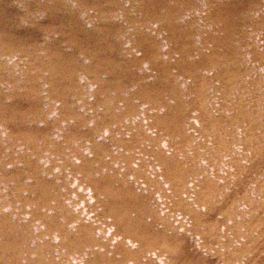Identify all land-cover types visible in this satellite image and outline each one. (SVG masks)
<instances>
[{
	"label": "rangeland",
	"instance_id": "rangeland-1",
	"mask_svg": "<svg viewBox=\"0 0 264 264\" xmlns=\"http://www.w3.org/2000/svg\"><path fill=\"white\" fill-rule=\"evenodd\" d=\"M215 1L0 0V167L2 166L0 168V256L2 255L0 257V264H194L192 262L194 258L198 260L197 264H264V0ZM115 12L117 13L115 14ZM158 16L160 17L159 19ZM52 24L54 26L56 24V26L54 27ZM208 26L210 27L208 28ZM202 43L204 44L203 46L200 45ZM120 51L121 53H119ZM179 54L181 55L179 56ZM183 54L188 57L185 58L186 56L184 57ZM145 55L147 59H145ZM165 63H168L170 66L168 64L164 66ZM244 63L246 65H243ZM259 63L260 65H258ZM216 71L220 72L218 73ZM246 71L247 73H245ZM170 72L173 73L171 74ZM186 76L187 78H185ZM161 80L165 82L161 83ZM174 81L178 82L175 83ZM197 89L199 92L195 91ZM165 90L166 93L168 92L166 95ZM186 92L190 93L187 94ZM209 94H212L209 97L211 100L207 98V96H210ZM252 94L255 98H253ZM62 97L65 98L63 99ZM201 102L204 103L202 104ZM236 104L238 106L240 105V107ZM249 105H258L257 107L261 109L260 114L262 115L259 114V116H256L258 113H256V110H259V108L256 107L257 109L253 111ZM168 112L176 115L177 119L183 117L179 121V126L176 121V124L171 125L167 119H164L169 115ZM246 114L249 116L245 117ZM257 117L260 122L256 119ZM238 119L240 120L238 121ZM162 122L164 125L166 124L163 127ZM254 122L257 126H255ZM180 129L182 131L184 130L183 134ZM138 130L139 133L137 132ZM155 131L158 132L156 133ZM174 134L177 135L174 136ZM177 139L178 141H176ZM224 139L229 143H225L226 140ZM192 146L195 148H192ZM182 150L184 154H181L183 153ZM221 160L222 162H219ZM190 161L191 164L189 163ZM184 163L186 164L184 165ZM227 180H229V183L226 182ZM233 185L234 187H231ZM116 189L123 190L126 195L130 196V200L134 197L132 200L135 201L134 206L136 207L130 208L129 214L132 219L139 220L135 221V223L140 224L139 226L142 228L144 225H147L148 228L153 229L155 234H159L158 236L163 238L164 243L160 245L145 244L146 242L126 230V225H122L117 217L115 219V216H109L110 214L106 212V206L108 207L110 199L114 200V203L119 201L115 199ZM215 189L216 191L214 192L213 190ZM74 191L76 192L72 193ZM118 194L120 195V193ZM254 194L256 195L253 196ZM228 203L230 206L226 205ZM2 228H5L4 231ZM62 236L64 237L62 238ZM59 240L60 242H58ZM96 240L99 241L97 242ZM16 241H18L17 244ZM14 242L15 244H13ZM76 245L77 247H75ZM74 247L77 252L74 250ZM80 247L82 248L78 249ZM116 258L118 261H116ZM188 259L191 260L190 263H187Z\"/></svg>",
	"mask_w": 264,
	"mask_h": 264
},
{
	"label": "bare ground",
	"instance_id": "bare-ground-1",
	"mask_svg": "<svg viewBox=\"0 0 264 264\" xmlns=\"http://www.w3.org/2000/svg\"><path fill=\"white\" fill-rule=\"evenodd\" d=\"M26 1V0H25ZM126 1V0H125ZM130 1V0H129ZM164 1V0H163ZM29 2V1H28ZM118 2V1H117ZM116 2V3H117ZM132 2V1H131ZM152 2V1H151ZM159 2V1H158ZM157 2V3H158ZM205 2V1H204ZM214 2H216L215 0H214ZM226 2V1H225ZM115 3V2H114ZM141 3H143V2H141ZM229 3V2H228ZM235 3V2H234ZM202 4V3H201ZM255 4V3H254ZM259 4V3H258ZM32 5V4H31ZM123 5V4H122ZM133 5H134V3H133ZM138 5V4H137ZM154 5V4H153ZM161 5V4H160ZM213 5V4H212ZM248 5V4H247ZM261 5V4H260ZM34 6V5H33ZM77 6V5H76ZM104 6V5H103ZM118 6V5H117ZM116 6V7H117ZM121 6V5H120ZM126 6V5H125ZM131 6H132V3H131ZM205 6V5H204ZM216 6V5H215ZM78 7H80V6H78ZM136 7V6H135ZM140 7V6H139ZM213 7V6H212ZM21 8H22V6H21ZM82 8V7H81ZM84 8V7H83ZM112 8V7H111ZM149 8V7H148ZM154 8V7H153ZM191 8H192V6H191ZM235 8V7H234ZM248 8V7H247ZM27 9V8H26ZM131 10V9H130ZM197 10V9H196ZM211 10V9H210ZM213 10V9H212ZM260 10V9H259ZM115 11V10H114ZM141 11V10H140ZM209 11V10H208ZM250 11H252V10H250ZM47 12V11H46ZM119 12V11H118ZM165 12V11H164ZM197 12V11H196ZM201 12V11H200ZM207 12V11H206ZM214 12H215V10H214ZM248 13H249V11H247ZM27 13V12H26ZM31 13V12H30ZM112 13V12H111ZM117 12H115V14H116ZM120 13V12H119ZM193 13V12H192ZM217 13V12H216ZM49 14H50V12H49ZM150 14V13H149ZM169 14V13H168ZM221 14V13H220ZM226 14V13H225ZM233 14V13H232ZM252 14V13H251ZM129 15V14H128ZM131 15V14H130ZM153 15V14H152ZM196 15H197V13H196ZM248 15V14H247ZM259 15V14H258ZM263 15V14H262ZM22 16V15H21ZM44 16H45V13H44ZM117 16V15H116ZM133 16H134V14H133ZM136 16H137V14H136ZM141 16H143V15H141ZM205 16H206V14H205ZM209 16V15H208ZM217 16V15H216ZM27 17V16H26ZM40 17V16H39ZM109 17V16H108ZM115 17V16H114ZM252 17V16H251ZM117 18H119V17H117ZM160 17L158 16V19H159ZM169 18V17H168ZM172 18V17H171ZM211 18V17H210ZM223 18V17H222ZM232 18V17H231ZM24 19V18H23ZM38 19V18H37ZM116 19V18H115ZM201 19V18H200ZM212 19H213V17H212ZM218 19V18H217ZM216 19V20H217ZM224 19V18H223ZM246 19V18H245ZM258 19V18H257ZM31 20V19H30ZM122 20V19H121ZM170 20V19H169ZM208 20V19H207ZM214 20V19H213ZM212 20V21H213ZM227 20V19H226ZM229 20V19H228ZM232 20V19H231ZM247 20V19H246ZM253 20H255V19H253ZM260 20V19H259ZM39 21V20H38ZM42 21V20H41ZM55 21V20H54ZM123 21V20H122ZM122 21H120V22H122ZM136 21V20H135ZM145 21V20H144ZM143 21V22H144ZM155 21V20H154ZM195 21V20H194ZM203 21V20H202ZM201 21V22H202ZM230 21V20H229ZM36 22V21H35ZM168 22V21H167ZM176 22H177V20H176ZM175 22V23H176ZM200 22V21H199ZM204 22V21H203ZM209 22V21H208ZM232 22V21H231ZM257 22H258V20H257ZM127 23V22H126ZM133 23V22H132ZM138 23V22H137ZM147 23V22H146ZM210 23V22H209ZM256 23V22H255ZM179 24V23H178ZM196 24H197V22H196ZM202 24V23H201ZM204 24V23H203ZM212 24V23H211ZM252 24V23H251ZM43 25V24H42ZM53 25V24H52ZM129 25V24H128ZM133 25V24H132ZM143 25V24H142ZM159 25V24H158ZM175 25V24H174ZM193 25H194V23H193ZM258 25V24H257ZM38 26V25H37ZM54 26V25H53ZM55 26H56V24H55ZM54 26V27H55ZM148 26V25H147ZM164 26V25H163ZM196 26V25H195ZM200 26V25H199ZM249 26H251V25H249ZM121 27V26H120ZM130 27H131V25H130ZM152 27V26H151ZM160 27V26H159ZM175 27V26H174ZM194 27V26H193ZM210 26H208V28H209ZM221 27V26H220ZM262 27V26H261ZM139 28V27H138ZM145 28V27H144ZM147 28V27H146ZM200 28H201V26H200ZM239 28V27H238ZM249 28V27H248ZM253 28V27H252ZM255 28V27H254ZM119 29V28H118ZM152 29V28H151ZM206 29V28H205ZM210 29H212V28H210ZM219 29V28H218ZM220 29H222V28H220ZM257 29V28H256ZM117 30V29H116ZM195 30H196V28H195ZM209 30V29H208ZM236 30H238V29H236ZM242 30V29H241ZM244 30V29H243ZM250 30V29H249ZM259 30V29H258ZM43 31V30H42ZM50 31V30H49ZM86 31V30H85ZM84 31V32H85ZM88 31V30H87ZM121 31V30H120ZM152 31V30H151ZM161 31V30H160ZM189 31V30H188ZM220 31V30H219ZM235 31V30H234ZM109 32V31H108ZM136 32V31H135ZM161 32H163V31H161ZM208 32V31H207ZM211 32V31H210ZM221 32V31H220ZM223 32H224V30H223ZM244 32V31H243ZM254 32V31H253ZM43 33V32H42ZM54 33H55V31H54ZM188 33V32H187ZM195 33V32H194ZM197 33V32H196ZM215 33H216V31H215ZM117 34V33H116ZM115 34V35H116ZM131 34V33H130ZM162 34H164V33H162ZM174 34V33H173ZM173 34H171V35H173ZM192 34V33H191ZM198 34V33H197ZM244 34V33H243ZM246 34V33H245ZM63 35V34H62ZM138 35V34H137ZM152 35V34H151ZM155 35V34H154ZM157 35V34H156ZM166 35H168V34H166ZM188 35H190L189 33H188ZM209 35V34H208ZM213 35V34H212ZM218 35V34H217ZM226 35V34H225ZM229 35V34H228ZM258 35V34H257ZM123 36H125V35H123ZM140 36V35H139ZM163 36V35H162ZM161 36V37H162ZM204 36L206 37V35L204 34ZM249 36V35H248ZM61 37V36H60ZM106 37V36H105ZM112 37V36H111ZM151 38H152V36H150ZM149 37V38H150ZM189 37V36H188ZM191 37V36H190ZM194 37V36H193ZM213 37V36H212ZM242 37V36H241ZM246 37V36H245ZM59 38V37H58ZM62 38V37H61ZM83 38V37H82ZM113 38V37H112ZM148 38V37H147ZM172 38V37H171ZM210 38V37H209ZM214 38V37H213ZM232 38V37H231ZM234 38V37H233ZM261 38H262V35H261ZM50 39V38H49ZM119 39V38H118ZM153 39V38H152ZM155 39V38H154ZM189 39H191V38H189ZM208 39V38H207ZM219 39V38H218ZM229 39V38H228ZM249 39V38H248ZM252 39V38H251ZM62 40V39H61ZM110 40V39H109ZM134 40V39H133ZM147 40V39H146ZM151 40V39H150ZM149 40V41H150ZM172 40V39H171ZM170 40V41H171ZM192 40V39H191ZM195 40V39H194ZM196 40H197V37H196ZM202 40V39H201ZM215 40V39H214ZM223 40H224V38H223ZM222 40V41H223ZM246 40V39H245ZM54 41V40H53ZM71 41V40H70ZM139 41V40H138ZM174 41H175V39H174ZM199 41V40H198ZM208 41V40H207ZM231 41V40H230ZM236 41V40H235ZM238 41V40H237ZM258 41V40H257ZM48 42H49V40H48ZM79 42V41H78ZM128 42V41H127ZM188 42V41H187ZM205 42V41H204ZM215 42V41H214ZM218 42V41H217ZM216 42V43H217ZM259 42V41H258ZM58 43V42H57ZM64 43V42H63ZM110 43V42H109ZM206 43V42H205ZM213 43V42H212ZM142 44L144 45V43L142 42ZM171 44V43H170ZM186 44V43H185ZM232 44V43H231ZM238 44V43H237ZM251 44H253L252 42H251ZM250 43H249V45H251ZM14 45H15V43H14ZM64 45V44H63ZM68 45V44H67ZM89 45H90V43H89ZM121 45H123L122 43H121ZM188 45V44H187ZM186 45V46H187ZM194 45H196V44H194ZM200 45H204L203 43L202 44H200ZM212 45V44H211ZM223 45V44H222ZM146 46V45H145ZM157 46H158V44H157ZM235 46V45H234ZM245 46V45H244ZM244 46H243V48H244ZM253 46V45H252ZM264 46V45H263ZM86 47V46H85ZM142 47V46H141ZM153 47V46H152ZM156 47V46H155ZM181 47H182V45H181ZM209 47V46H208ZM224 47V46H223ZM231 47V46H230ZM240 47V46H239ZM238 47V48H239ZM31 48V47H30ZM90 48V47H89ZM159 48V47H158ZM170 48V47H169ZM176 48V47H175ZM187 48V47H186ZM192 48V47H191ZM203 48V47H202ZM227 48H229V47H227ZM226 48V49H227ZM251 48V47H250ZM258 49H259V47H257ZM262 48V47H261ZM64 49V48H63ZM86 49H87V47H86ZM134 49V48H133ZM161 49V48H160ZM174 49V48H173ZM178 49V48H177ZM188 49V48H187ZM201 49V48H200ZM220 49V48H219ZM232 49V48H231ZM242 49V48H241ZM255 49V48H254ZM263 49V48H262ZM27 50V49H26ZM141 50V49H140ZM145 50V49H144ZM172 50V49H171ZM176 50V49H175ZM179 50V49H178ZM195 50V49H194ZM202 50V49H201ZM210 50H212V49H210ZM228 50V49H227ZM230 50V49H229ZM247 50H249V49H247ZM246 50V51H247ZM56 51V50H55ZM127 51V50H126ZM158 51V50H157ZM169 51V50H168ZM184 51V50H183ZM187 51V50H186ZM192 51V50H191ZM205 51V50H204ZM209 51V50H208ZM217 51V50H216ZM224 51V50H223ZM235 51V50H234ZM245 51V50H244ZM259 51V50H258ZM17 52V51H16ZM19 52V51H18ZM72 52V51H71ZM74 52V51H73ZM84 52V51H83ZM134 52V51H133ZM137 52V51H136ZM173 52V51H172ZM180 52H181V50H180ZM248 52V51H247ZM250 52V51H249ZM263 52V51H262ZM64 53V52H63ZM67 53V52H66ZM117 53V52H116ZM119 53H121V51L119 52ZM152 53V52H151ZM154 53H155V51H154ZM165 53V52H164ZM192 53H193V51H192ZM204 53V52H203ZM207 53V52H206ZM211 53V52H210ZM217 53V52H216ZM235 53V52H234ZM239 53V52H238ZM245 53V52H244ZM252 53V52H251ZM124 54V53H123ZM134 54V53H133ZM176 54V53H175ZM185 54H186V52H185ZM189 54V53H188ZM196 54V53H195ZM209 54V53H208ZM220 54V53H219ZM52 55V54H51ZM174 55V54H173ZM178 55V54H177ZM181 54H179V56H180ZM184 55V54H183ZM190 55V54H189ZM199 55V54H198ZM212 55V54H211ZM230 55V54H229ZM246 55V54H245ZM244 55V56H245ZM249 55V54H248ZM254 55V54H253ZM28 56V55H27ZM88 56V55H87ZM152 56V55H151ZM158 56V55H157ZM178 56V57H179ZM186 55H184V57H185ZM193 56V55H192ZM223 56V55H222ZM226 56V55H225ZM22 57V56H21ZM135 57V56H134ZM145 57H146V55H145ZM148 57H149V55H148ZM166 57V56H165ZM177 57V56H176ZM183 57V58H184ZM188 56H186L185 58H187ZM204 57V56H203ZM202 57V58H203ZM218 57H220V56H218ZM224 57V56H223ZM236 57V56H235ZM254 57V56H253ZM258 57V56H257ZM261 57V56H260ZM24 58H26V57H24ZM67 58V57H66ZM65 58V59H66ZM85 58H87V57H85ZM114 58V57H113ZM138 58V57H137ZM150 58V57H149ZM161 58V57H160ZM184 58V59H185ZM205 58V57H204ZM209 58V57H208ZM225 58V57H224ZM237 58V57H236ZM240 58V57H239ZM241 58H242V56H241ZM256 58V57H255ZM145 59H147V57L145 58ZM152 59V58H151ZM164 59V58H163ZM169 59V58H168ZM210 59V58H209ZM259 59V58H258ZM26 60V59H25ZM132 60V59H131ZM139 60V59H138ZM158 60V59H157ZM186 60V59H185ZM194 60V59H193ZM204 60V59H203ZM221 60V59H220ZM232 60V59H231ZM234 60V59H233ZM253 60V59H252ZM262 60H263V57H262ZM28 61V60H27ZM129 61V60H128ZM127 61V62H128ZM134 61V60H133ZM148 61V60H147ZM151 61V60H150ZM165 61H166V58H165ZM173 61V60H172ZM182 61V60H181ZM192 61V60H191ZM219 61V60H218ZM224 61V60H223ZM245 61V60H244ZM26 62V61H25ZM75 62V61H74ZM164 62V61H163ZM176 62V61H175ZM179 62V61H178ZM188 62V61H187ZM203 62V61H202ZM239 62V61H238ZM37 63V62H36ZM92 63V62H91ZM177 63V62H176ZM182 63V62H181ZM184 63V62H183ZM190 63V62H189ZM198 63H199V61H198ZM215 63V62H214ZM227 63V62H226ZM236 63V62H235ZM255 63V62H254ZM24 64V63H23ZM31 64V63H30ZM98 64V63H97ZM103 64H105V63H103ZM136 64V63H135ZM152 64V63H151ZM163 64V63H162ZM166 64H168V63H165L164 64V66L166 65ZM179 64V63H178ZM204 64V63H203ZM213 64V63H212ZM240 64H241V61H240ZM250 64V63H249ZM261 64H262V62H261ZM14 65H15V63H14ZM160 65V64H159ZM169 65V64H168ZM186 65V64H185ZM205 65H206V63H205ZM217 65V64H216ZM215 65V66H216ZM224 65V64H223ZM228 65V64H227ZM243 65H246L245 63L243 64ZM253 65V64H252ZM255 65V64H254ZM258 65H260V63L258 64ZM27 66H28V64H27ZM36 66V65H35ZM107 66V65H106ZM109 66V65H108ZM130 66H131V64H130ZM141 66V65H140ZM158 66V65H157ZM161 66V65H160ZM170 66V65H169ZM181 66V65H180ZM184 66V65H183ZM196 66V65H195ZM208 66H209V64H208ZM232 66V65H231ZM241 66V65H240ZM239 66V67H240ZM58 67V66H57ZM159 67V66H158ZM177 67V66H176ZM179 67V66H178ZM185 67V66H184ZM199 67H201V66H199ZM210 67V66H209ZM220 67V66H219ZM233 67H234V65H233ZM19 68H21V67H19ZM41 68V67H40ZM123 68V67H122ZM131 68V67H130ZM136 68V67H135ZM154 68V67H153ZM171 68V67H170ZM196 68V67H195ZM229 68H231V67H229ZM247 68V67H246ZM263 68V67H262ZM55 69V68H54ZM87 69V68H86ZM100 69V68H99ZM108 69V68H107ZM115 69V68H114ZM147 69V68H146ZM151 69V68H150ZM183 69V68H182ZM184 69H186V68H184ZM189 69V68H188ZM194 69V68H193ZM202 69V68H201ZM207 69V68H206ZM214 69V68H213ZM241 69H243V68H241ZM52 70V69H51ZM106 70V69H105ZM137 70V69H136ZM140 70V69H139ZM156 70H158V69H156ZM177 70V69H176ZM178 70H179V68H178ZM191 70V69H190ZM226 70V69H225ZM224 70V71H225ZM235 70V69H234ZM237 70V69H236ZM245 70V69H244ZM97 71V70H96ZM99 71V70H98ZM109 71V70H108ZM126 71V70H125ZM129 71V70H128ZM135 71V70H134ZM166 71V70H165ZM173 71V70H172ZM180 71V70H179ZM198 71V70H197ZM206 71V70H205ZM222 71V70H221ZM227 71V70H226ZM229 71V70H228ZM239 71V70H238ZM243 71V70H242ZM24 72V71H23ZM29 72V71H28ZM36 72H37V70H36ZM92 72V71H91ZM100 72V71H99ZM158 72V71H157ZM168 72V71H167ZM185 72V71H184ZM196 72V71H195ZM216 72H218V71H216ZM220 72V71H219ZM218 72V73H219ZM240 72V71H239ZM253 72H254V70H253ZM110 73V72H109ZM160 73H161V71H160ZM171 73V72H170ZM173 73V72H172ZM171 73V74H172ZM180 73H182V72H180ZM186 73V72H185ZM187 73H188V71H187ZM189 73H191V72H189ZM193 74H194V72H192ZM199 73H201V72H199ZM245 73H247V71L245 72ZM252 73V72H251ZM100 74V73H99ZM127 74V73H126ZM148 74V73H147ZM150 74V73H149ZM152 74V73H151ZM162 74H163V72H162ZM192 74V75H193ZM195 74H197V73H195ZM230 74V73H229ZM109 75V74H108ZM111 75V74H110ZM125 75V74H124ZM156 75V74H155ZM182 75V74H181ZM184 75V74H183ZM198 75V74H197ZM202 75V74H201ZM208 75V74H207ZM213 75H214V72H213ZM227 75V74H226ZM231 75V74H230ZM246 76H248L247 74H245ZM263 75H264V73H263ZM104 76V75H103ZM154 76V75H153ZM152 76V77H153ZM179 76V75H178ZM191 76V75H190ZM190 76H189V79H190ZM194 76V75H193ZM212 76V75H211ZM210 76V77H211ZM222 76V75H221ZM225 76V75H224ZM229 76V75H228ZM232 76V75H231ZM230 76V77H231ZM27 77V76H26ZM33 77V76H32ZM119 77H120V75H119ZM128 77V76H127ZM126 77V78H127ZM165 77V76H164ZM176 77V76H175ZM175 77H174V79H175ZM180 77V76H179ZM199 77V76H198ZM203 77V76H202ZM209 77V76H208ZM263 77V76H262ZM18 78V77H17ZM34 78H35V76H34ZM93 78V77H92ZM141 78V77H140ZM144 78V77H143ZM147 78H149L148 76H147ZM158 78V77H157ZM161 78V77H160ZM184 78V77H183ZM185 78H187V76L185 77ZM200 78H201V76H200ZM237 78V77H236ZM250 78H251V76H250ZM37 79V78H36ZM71 79V78H70ZM103 79H104V77H103ZM138 79V78H137ZM162 79V78H161ZM171 79H173V77H171ZM191 79H192V77H191ZM206 79V78H205ZM230 79V78H229ZM74 80V79H73ZM76 80V79H75ZM100 80H101V78H100ZM109 80V79H108ZM122 80V79H121ZM148 80V79H147ZM164 80V79H163ZM165 80H167V79H165ZM170 80V79H169ZM169 80H168V83H169ZM180 80V79H179ZM181 80H183V79H181ZM188 80V79H187ZM199 80V79H198ZM202 80H203V78H202ZM227 80V79H226ZM232 80V79H231ZM244 80V79H243ZM247 80H248V78H247ZM251 80V79H250ZM263 80V79H262ZM130 81V80H129ZM128 81V82H129ZM140 81V80H139ZM153 81V80H152ZM162 81V80H161ZM172 81V80H171ZM192 81V80H191ZM194 81H196V80H194ZM207 81V80H206ZM214 81V80H213ZM224 81V80H223ZM71 82V81H70ZM102 82V81H101ZM119 82V81H118ZM165 82V81H164ZM163 81L161 82V83H164ZM175 82V81H174ZM178 82V81H177ZM177 82H175V83H177ZM183 82V81H182ZM197 82V81H196ZM202 82V81H201ZM209 82V81H208ZM217 82V81H216ZM221 82V81H220ZM234 82V81H233ZM241 82H243V81H241ZM97 83H99V82H97ZM105 83V82H104ZM154 83V82H153ZM160 83V84H161ZM172 83V82H171ZM185 83V82H184ZM198 83V82H197ZM196 83V84H197ZM205 83H207V82H205ZM204 83V84H205ZM213 84H215L214 82H212ZM222 83V82H221ZM100 84V83H99ZM115 84V83H114ZM119 84V83H118ZM131 84V83H130ZM173 84V83H172ZM180 84H182L181 82H180ZM188 84V83H187ZM198 84H200V83H198ZM202 84V83H201ZM213 84H211V85H213ZM223 84V83H222ZM257 84V83H256ZM102 85V84H101ZM107 85V84H106ZM123 85V84H122ZM127 85V84H126ZM129 85V84H128ZM134 85V84H133ZM141 85H143V84H141ZM147 85V84H146ZM165 85V84H164ZM170 85V84H169ZM185 85V84H184ZM207 85V84H206ZM210 85V86H211ZM227 85V84H226ZM225 85V86H226ZM235 85V84H234ZM240 85V84H239ZM84 86V85H83ZM105 86V85H104ZM103 86V87H104ZM117 86V85H116ZM131 86V85H130ZM138 86V85H137ZM145 86V85H144ZM168 86V85H167ZM189 86V85H188ZM195 86V85H194ZM199 86V85H198ZM215 86V85H214ZM217 86V85H216ZM221 86V85H220ZM224 86V85H223ZM247 86V85H246ZM249 86V85H248ZM102 87V88H103ZM108 87V86H107ZM113 87V86H112ZM155 87V86H154ZM159 87V86H158ZM164 87V86H163ZM169 87V86H168ZM183 87V86H182ZM196 87V86H195ZM205 87H208V86H205ZM230 87V86H229ZM105 89H106V87H104ZM111 88V87H110ZM121 88V87H120ZM139 88H140V86H139ZM143 88V87H142ZM149 88H151V87H149ZM177 88V87H176ZM188 88V87H187ZM192 88V87H191ZM197 88V87H196ZM201 88V87H200ZM211 88V87H210ZM219 88V87H218ZM232 88V87H231ZM248 88V87H247ZM253 88V87H252ZM251 88V89H252ZM116 89V88H115ZM141 89V88H140ZM168 89V88H167ZM174 89V88H173ZM172 89V90H173ZM194 89V88H193ZM204 89V88H203ZM217 89V88H216ZM219 89H221V88H219ZM227 89V88H226ZM235 89V88H234ZM260 89V88H259ZM258 89V90H259ZM113 90V89H112ZM116 90H118V89H116ZM120 90V89H119ZM126 90V89H125ZM124 90V91H125ZM128 90V89H127ZM150 90V89H149ZM187 90V89H186ZM189 90V89H188ZM202 90V89H201ZM207 90V89H206ZM205 90V91H206ZM218 90V89H217ZM246 90V89H245ZM104 91V90H103ZM110 91V90H109ZM121 91V90H120ZM135 91H137V90H135ZM145 91V90H144ZM162 92H163V90H161ZM160 91V92H161ZM168 91H171V90H168ZM175 91V90H174ZM190 91V90H189ZM195 91H198V89L197 90H195ZM208 91V90H207ZM206 91V93H208ZM220 91V90H219ZM224 91V90H223ZM227 91H228V89H227ZM242 91H243V89H242ZM247 91V90H246ZM102 92V91H101ZM139 92H140V90H139ZM143 92V91H142ZM141 92V93H142ZM155 92V91H154ZM158 92V91H157ZM178 92V91H177ZM199 92V91H198ZM210 92V91H209ZM215 92H217V91H215ZM222 92V91H221ZM235 92V91H234ZM258 92V91H257ZM256 92V93H257ZM260 92V91H259ZM67 93V92H66ZM87 93V92H86ZM103 93V92H102ZM111 93V92H110ZM164 93V92H163ZM168 93V92H167ZM166 93V90H165V95L167 94ZM182 93V92H181ZM187 93V92H186ZM190 93V92H189ZM189 93H187V94H189ZM193 93V92H192ZM205 93V92H204ZM218 93V92H217ZM216 93V94H217ZM224 93V92H223ZM222 93V94H223ZM227 93V92H226ZM233 93V92H232ZM237 93V92H236ZM236 93H235V95H236ZM245 93V92H244ZM68 94V93H67ZM113 94V93H112ZM174 94H175V92H174ZM221 94V93H220ZM248 94H250V93H248ZM62 95V94H61ZM109 95V94H108ZM114 95V94H113ZM121 95V94H120ZM132 95V94H131ZM141 95V94H140ZM148 95V94H147ZM162 95V94H161ZM179 95V94H178ZM197 95V94H196ZM210 95V94H209ZM212 95V94H211ZM211 95L210 96H207V98L208 99H210L209 97H211ZM227 95V94H226ZM225 95V96H226ZM253 95V94H252ZM260 95V94H259ZM67 96H69V95H67ZM107 96V95H106ZM139 96V95H138ZM156 96H157V94H156ZM189 96V95H188ZM197 96H199V95H197ZM219 96V95H218ZM245 96H247L246 94H245ZM111 97V96H110ZM119 97V96H118ZM136 97V96H135ZM141 97V96H140ZM139 97V98H140ZM148 97V96H147ZM166 97V96H165ZM186 97V96H185ZM220 97V96H219ZM235 97V96H234ZM238 97V96H237ZM250 97V96H249ZM262 97V96H261ZM260 97V98H261ZM63 98V97H62ZM65 98V97H64ZM63 98V99H64ZM143 98V97H142ZM151 98V97H150ZM152 98H154V97H152ZM157 98V97H156ZM170 98V97H169ZM191 98V97H190ZM195 98V97H194ZM200 98V97H199ZM198 98V99H199ZM229 98H230V96H229ZM253 98H255L254 97V95H253ZM252 98V99H253ZM62 99V100H63ZM71 99V98H70ZM105 99H107V98H105ZM144 99H145V97H144ZM157 99H159V98H157ZM171 99V98H170ZM188 99V98H187ZM203 99H204V97H203ZM232 99V98H231ZM242 99H243V97H242ZM245 99V98H244ZM67 100V99H66ZM112 100V99H111ZM110 100V101H111ZM150 100V99H149ZM211 100V99H210ZM215 100V99H214ZM260 100V99H259ZM70 101V100H69ZM113 101V100H112ZM121 101V100H120ZM151 101H152V99H151ZM168 101V100H167ZM199 101V100H198ZM202 101V100H201ZM208 101V100H207ZM220 101V100H219ZM223 101V100H222ZM225 101H227V100H225ZM243 101V100H242ZM246 101H248V100H246ZM250 101V100H249ZM262 101V100H261ZM77 102V101H76ZM109 102V101H108ZM118 102V101H117ZM125 102V101H124ZM127 102V101H126ZM145 102V101H144ZM189 102V101H188ZM215 102V101H214ZM230 102L232 103V101L230 100ZM241 102V101H240ZM255 102V101H254ZM253 102V103H254ZM111 103V102H110ZM133 103V102H132ZM135 103V102H134ZM157 103V102H156ZM161 103V102H160ZM163 103H164V101H163ZM167 103V102H166ZM186 103V102H185ZM194 103V102H193ZM202 103V102H201ZM204 103V102H203ZM202 103V104H203ZM220 103V102H219ZM221 103H223V102H221ZM236 103V102H235ZM257 103V102H256ZM84 104V103H83ZM115 104V103H114ZM128 104H130V103H128ZM138 104V103H137ZM147 104V103H146ZM158 104V103H157ZM173 104V103H172ZM181 104V103H180ZM191 104V103H190ZM218 104V103H217ZM229 104V103H228ZM240 104V103H239ZM246 104V103H245ZM259 104V103H258ZM110 105V104H109ZM118 105V104H117ZM120 105V104H119ZM161 105V104H160ZM176 105H178V104H176ZM193 105V104H192ZM197 105H199V104H197ZM211 105V104H210ZM223 105H224V103H223ZM235 105V104H234ZM237 105V104H236ZM261 105V104H260ZM116 106V105H115ZM130 106V105H129ZM132 106V105H131ZM134 106V105H133ZM138 106V105H137ZM146 106V105H145ZM148 106V105H147ZM154 106V105H153ZM172 106V105H171ZM191 106V105H190ZM202 106V105H201ZM226 106V105H225ZM224 106V107H225ZM227 106H230V105H227ZM238 106V105H237ZM236 106V107H237ZM252 109H253V111H254V109H257V108H259V107H257L258 105H249ZM77 107V106H76ZM119 107V106H118ZM121 107V106H120ZM124 107V106H123ZM142 107V106H141ZM195 107H197L196 105H195ZM194 107V108H195ZM207 107V106H206ZM210 107V106H209ZM218 107V106H217ZM233 107H235V106H233ZM238 107H240V105L238 106ZM249 107V108H250ZM257 107V108H256ZM83 108V107H82ZM112 108V107H111ZM117 108V107H116ZM136 108V107H135ZM150 108H152V107H150ZM155 108V107H154ZM173 108H175L174 106H173ZM185 108V107H184ZM215 108V107H214ZM213 108V109H214ZM232 108V107H231ZM243 108V107H242ZM139 109V108H138ZM157 109H159V108H157ZM162 109H163V107H162ZM167 109V108H166ZM169 109V108H168ZM186 109V108H185ZM193 109V108H192ZM196 109H198V108H196ZM207 109V108H206ZM206 109H205V112H206ZM221 109V108H220ZM226 109V108H225ZM230 109V108H229ZM233 109V108H232ZM235 109V108H234ZM246 109V108H245ZM70 110H71V108H70ZM77 110V109H76ZM118 110H119V108H118ZM171 110V109H170ZM173 110V109H172ZM175 110V109H174ZM180 110V109H179ZM199 110V109H198ZM197 110V111H198ZM215 110V109H214ZM238 110V109H237ZM247 110V109H246ZM260 108H259V110L257 109L256 110V113L258 114H256V116H259V114L261 113L260 112ZM86 111V110H85ZM114 111H116V110H114ZM113 111V112H114ZM132 111V110H131ZM176 111V110H175ZM182 111V110H181ZM186 111H188V110H186ZM196 111V112H197ZM202 111V110H201ZM226 111V110H225ZM227 111H228V109H227ZM231 111V110H230ZM249 111V110H248ZM112 112V113H113ZM119 112V111H118ZM134 112H136V111H134ZM141 112H142V110H141ZM162 112V111H161ZM170 112V111H169ZM168 112V113H169ZM183 112H184V110H183ZM213 112V111H212ZM221 112V111H220ZM220 112H218V113H220ZM246 112V111H245ZM263 112V111H262ZM115 113V112H114ZM125 113H126V111H125ZM125 113H123V114H125ZM131 113V112H130ZM129 113V114H130ZM137 113V112H136ZM150 113V112H149ZM172 113V112H171ZM171 113H169V115L167 116V118H164V119H167V121L169 122V124H176V122L178 123V126H179V121H181L180 119H182V118H180V117H178V118H180V119H177V116L176 115H174V114H171ZM193 113H194V111H193ZM200 113V112H199ZM207 113V112H206ZM231 113V112H230ZM236 113V112H235ZM249 113H251L250 111H249ZM264 113V112H263ZM176 114H177V112H176ZM191 114V113H190ZM245 114V113H244ZM253 114V113H252ZM90 115V114H89ZM135 115V114H134ZM142 115V114H141ZM158 115H160V114H158ZM180 115V114H179ZM182 115V114H181ZM188 115V114H187ZM201 115V114H200ZM205 115H207V114H205ZM204 115V116H205ZM211 115V114H210ZM238 115V114H237ZM255 115V114H254ZM260 115H262V114H260ZM126 116V115H125ZM131 116V115H130ZM143 116V115H142ZM156 116V115H155ZM202 116V115H201ZM201 116H200V118H201ZM208 116V115H207ZM217 116V115H216ZM215 116V117H216ZM235 116H236V114H235ZM244 116V115H243ZM249 116V115H248ZM247 116V114L245 115V117H248ZM136 117V116H135ZM150 117V116H149ZM161 117V116H160ZM160 117H159V119H160ZM166 117V116H165ZM198 117V116H197ZM220 117V116H219ZM227 117H228V115H227ZM129 118V117H128ZM138 118V117H137ZM142 118V117H141ZM153 118V117H152ZM157 118V117H156ZM199 118V119H200ZM211 118V117H210ZM230 118V117H229ZM250 118V117H249ZM248 118V119H249ZM251 118H253L252 116H251ZM125 119H127V118H125ZM130 119V118H129ZM149 119V118H148ZM163 119V120H164ZM175 119H177V120H175ZM206 119H208V118H206ZM205 119V120H206ZM213 119V118H212ZM220 119V118H219ZM223 119H224V116H223ZM223 119H222V122H223ZM232 119V118H231ZM233 119H235V118H233ZM241 119V118H240ZM240 119H238V121L240 120ZM243 119V118H242ZM255 119V118H254ZM253 119V120H254ZM256 119H258V117L256 118ZM263 119V118H262ZM190 120V119H189ZM197 120V119H196ZM225 120V119H224ZM227 120V119H226ZM259 120V119H258ZM148 121V120H147ZM155 121V120H154ZM157 121V120H156ZM167 121H166V123H167ZM176 121V122H175ZM203 121V120H202ZM208 121V120H207ZM213 121V120H212ZM234 121V120H233ZM242 121V120H241ZM251 121H252V119H251ZM127 122V121H126ZM136 122V121H135ZM148 122H150V121H148ZM164 122V121H163ZM162 122V123H163ZM185 122V121H184ZM189 122V121H188ZM209 122V121H208ZM225 122H227V121H225ZM232 122V121H231ZM243 122V121H242ZM247 122V121H246ZM257 122V121H256ZM259 122H260V120H259ZM138 123V122H137ZM201 123V122H200ZM207 123V122H206ZM229 123V122H228ZM240 123V122H239ZM250 123V122H249ZM255 123V122H254ZM35 124V123H34ZM132 124V123H131ZM185 124V123H184ZM187 124V123H186ZM185 124V125H186ZM190 124V123H189ZM225 124V123H224ZM253 124V123H252ZM251 124V125H252ZM134 125V124H133ZM159 125V124H158ZM163 125H164V123L162 124V127H163ZM166 125V124H165ZM164 125V126H165ZM170 125V126H171ZM183 125V124H182ZM188 125V124H187ZM197 125V124H196ZM231 125V124H230ZM239 125V124H238ZM250 125V126H251ZM109 126H110V124H109ZM115 126V125H114ZM156 126V125H155ZM168 127H169V125H167ZM200 126V125H199ZM204 126V125H203ZM219 126H220V124H219ZM223 126V125H222ZM233 126V125H232ZM240 126V125H239ZM255 126H257L256 125V123H255ZM108 127V126H107ZM138 127V126H137ZM140 127V126H139ZM145 127V126H144ZM174 127V126H173ZM192 127V126H191ZM197 128H198V126H196ZM202 127V126H201ZM207 127V126H206ZM209 127V126H208ZM211 127V126H210ZM213 127V126H212ZM215 127V126H214ZM242 127H243V124H242ZM241 127V128H242ZM249 127V126H248ZM253 127V126H252ZM259 127V126H258ZM179 128H181V127H179ZM186 128H187V126H186ZM186 128H185V130H186ZM193 128H194V126H193ZM218 128V127H217ZM224 128V127H223ZM250 128V127H249ZM117 129H118V127H117ZM142 129V128H141ZM144 129V128H143ZM151 129V128H150ZM158 129H159V127H158ZM174 129V128H173ZM182 129H184V128H182ZM182 129H180V131H182ZM211 129V128H210ZM233 129V128H232ZM239 129V128H238ZM237 129V130H238ZM256 129V128H255ZM254 129V130H255ZM258 129V128H257ZM56 130V129H55ZM104 130V129H103ZM193 130H195V129H193ZM202 130V129H201ZM223 130V129H222ZM235 130V129H234ZM250 130H252V129H250ZM253 130V131H254ZM261 130V129H260ZM120 131V130H119ZM141 131V130H140ZM145 131V130H144ZM148 131V130H147ZM146 131V132H147ZM152 131V130H151ZM173 131H175V130H173ZM184 131V130H183ZM183 131H182V134H183ZM212 131V130H211ZM218 131H220V130H218ZM228 131V130H227ZM231 131V130H230ZM236 131V130H235ZM240 131V130H239ZM106 132V131H105ZM113 132V131H112ZM114 132H116V131H114ZM136 132V131H135ZM138 133H139V130L137 131ZM143 132V131H142ZM145 132V133H146ZM150 132V131H149ZM156 132V131H155ZM158 132V131H157ZM156 132V133H157ZM191 132V131H190ZM195 132V131H194ZM207 132H208V130H207ZM206 132V133H207ZM214 132V131H213ZM234 132V131H233ZM238 132V131H237ZM248 132V131H247ZM148 133V132H147ZM161 133V132H160ZM159 133V134H160ZM173 133V132H172ZM196 133V132H195ZM205 133V134H206ZM219 133V132H218ZM226 133V132H225ZM168 134H170V133H168ZM178 134V133H177ZM176 134V135H177ZM180 134H181V132H180ZM179 134V135H180ZM186 134V133H185ZM202 134V133H201ZM205 134H203V135H205ZM216 134V133H215ZM215 134H213V135H215ZM236 134V133H235ZM243 134H244V132H243ZM242 134V135H243ZM64 135V134H63ZM66 135V134H65ZM113 135V134H112ZM148 135V134H147ZM153 135H155V134H153ZM175 134H174V136H176ZM189 135V134H188ZM191 135V134H190ZM210 135V134H209ZM208 135V136H209ZM221 135V134H220ZM229 135V134H228ZM232 135H233V133H232ZM239 135V134H238ZM238 135H235V136H238ZM249 135V134H248ZM140 136V135H139ZM142 136V135H141ZM144 136V135H143ZM172 136V135H171ZM183 136V135H182ZM181 136V137H182ZM185 136V135H184ZM198 136H199V134H198ZM201 136V135H200ZM218 136V135H217ZM244 136V135H243ZM245 136H246V133H245ZM251 136V135H250ZM106 137V136H105ZM151 137H152V135H151ZM156 137V136H155ZM188 137H190V136H188ZM191 137H193V136H191ZM195 137H196V135H195ZM230 137V136H229ZM111 138V137H110ZM167 138V137H166ZM186 138H187V135H186ZM185 138V139H186ZM198 138H201V137H198ZM198 138H196V139H198ZM206 138V137H205ZM211 138V137H210ZM209 138V139H210ZM213 138H214V136H213ZM245 138V137H244ZM52 139V138H51ZM72 139V138H71ZM129 139V138H128ZM131 139H133V138H131ZM163 139H165V138H163ZM168 139V138H167ZM175 139V138H174ZM189 139V138H188ZM193 139H194V137H193ZM220 139V138H219ZM218 139V140H219ZM222 139V138H221ZM227 139V138H226ZM226 139H224V140H226ZM254 139V138H253ZM117 140V139H116ZM182 140V139H181ZM214 140V139H213ZM242 140H245V139H242ZM134 141V140H133ZM137 141V140H136ZM166 141V140H165ZM171 141V140H170ZM176 141H178V139L176 140ZM179 141H180V139H179ZM195 141V140H194ZM199 141V140H198ZM207 141V140H206ZM240 141H241V139H240ZM251 141V140H250ZM253 141V140H252ZM254 141H255V139H254ZM253 141V142H254ZM261 141V140H260ZM112 142V141H111ZM135 142V141H134ZM138 142H139V140H138ZM143 142V141H142ZM167 142V141H166ZM190 142V141H189ZM203 142V141H202ZM201 142V143H202ZM205 142V141H204ZM211 142V141H210ZM217 142V141H216ZM222 143H223V141H221ZM227 142V140L225 141V143ZM262 142H263V138H262ZM262 142H260V143H262ZM66 143V142H65ZM153 143V142H152ZM174 143V142H173ZM179 143V142H178ZM188 143V142H187ZM209 143V142H208ZM219 143V142H218ZM227 143H229V142H227ZM231 143V142H230ZM241 143V142H240ZM245 143V142H244ZM133 144V143H132ZM164 144V143H163ZM210 144V143H209ZM213 144V143H212ZM216 144V143H215ZM220 144V143H219ZM224 144V143H223ZM232 144H233V142H232ZM248 144H249V142H248ZM264 144V143H263ZM135 145V144H134ZM141 145H142V143H141ZM149 145V144H148ZM160 145V144H159ZM168 145V144H167ZM172 145V144H171ZM180 145V144H179ZM193 145V144H192ZM199 145V144H198ZM197 145V146H198ZM202 145V144H201ZM207 145V144H206ZM234 145V144H233ZM136 146V145H135ZM143 146V145H142ZM164 146V145H163ZM187 146V145H186ZM220 146V145H219ZM226 146V145H225ZM236 146V145H235ZM253 146V145H252ZM256 146V145H255ZM260 146V145H259ZM262 146V145H261ZM178 147V146H177ZM181 147V146H180ZM203 147V146H202ZM229 147V146H228ZM135 148V147H134ZM137 148V147H136ZM163 148H165V147H163ZM172 148H174V147H172ZM171 148V149H172ZM188 148V147H187ZM192 148H195V147H193L192 146ZM191 148V149H192ZM197 148V147H196ZM209 148V147H208ZM213 148V147H212ZM215 148V147H214ZM170 149V150H171ZM177 149V148H176ZM190 149V150H191ZM200 149V148H199ZM199 149H197V150H199ZM210 149V148H209ZM225 149H226V147H225ZM228 149V148H227ZM230 149V148H229ZM242 149V148H241ZM125 150V149H124ZM130 150V149H129ZM196 150V151H197ZM205 150V149H204ZM212 150V149H211ZM214 150V149H213ZM217 150V149H216ZM215 150V151H216ZM232 150H234V149H232ZM159 151V150H158ZM183 151V150H182ZM202 151V150H201ZM226 151V150H225ZM239 151V150H238ZM237 151V152H238ZM141 152V151H140ZM171 152V151H170ZM199 152V151H198ZM245 152V151H244ZM253 152H254V150H253ZM193 153H194V151H193ZM216 153V152H215ZM232 153V152H231ZM250 153V152H249ZM169 154V153H168ZM171 154H173V153H171ZM181 154H184V151H183V153H181ZM195 154V153H194ZM201 154V153H200ZM199 154V155H200ZM203 154V153H202ZM213 154V153H212ZM217 154V153H216ZM227 154V153H226ZM229 154V153H228ZM248 154V153H247ZM46 155V154H45ZM98 155V154H97ZM141 155V154H140ZM139 155V156H140ZM204 155V154H203ZM203 155H202V157H203ZM209 155V154H208ZM232 155V154H231ZM152 156V155H151ZM174 156V155H173ZM180 156V155H179ZM206 156V155H205ZM211 156V155H210ZM214 156V155H213ZM221 156H223V155H221ZM252 156V155H251ZM124 157V156H123ZM128 157V156H127ZM130 157V156H129ZM150 157V156H149ZM156 157V156H155ZM176 157V156H175ZM190 157V156H189ZM201 157V158H202ZM207 157V156H206ZM209 157V156H208ZM138 158H140V157H138ZM146 158V157H145ZM144 158V159H145ZM157 158V157H156ZM180 158V157H179ZM184 158H185V156H184ZM213 158V157H212ZM220 158V157H219ZM222 158V157H221ZM225 158V157H224ZM260 158V157H259ZM133 159H134V157H133ZM132 159V160H133ZM197 159V158H196ZM223 159V158H222ZM153 160V159H152ZM177 160V159H176ZM184 160V159H183ZM185 160H187V159H185ZM200 160V159H199ZM207 160V159H206ZM216 160V159H215ZM215 160H214V162H215ZM219 160V159H218ZM145 161V160H144ZM149 161V160H148ZM163 161V160H162ZM198 161V160H197ZM217 161V160H216ZM226 161V160H225ZM256 161V160H255ZM264 161V160H263ZM122 162V161H121ZM127 162V161H126ZM180 162V161H179ZM194 162V161H193ZM213 162V163H214ZM219 162H222V160L221 161H219ZM252 162H254V161H252ZM163 163V162H162ZM190 164H191V161L189 162ZM200 163V162H199ZM205 163V162H204ZM207 163V162H206ZM210 163V162H209ZM212 163V164H213ZM231 163V162H230ZM241 163H243V162H241ZM122 164V163H121ZM128 164V163H127ZM148 164V163H147ZM160 164V163H159ZM186 163H184V165H185ZM196 164H197V162H196ZM211 164V163H210ZM232 164V163H231ZM129 165H130V163H129ZM158 165V164H157ZM171 165V164H170ZM200 165H203V164H200ZM208 165V164H207ZM221 165H222V163H221ZM225 165V164H224ZM172 166V165H171ZM219 166V165H218ZM247 166V165H246ZM245 166V167H246ZM2 167V166H1ZM0 167V168H1ZM117 167V166H116ZM177 167V166H176ZM187 167V166H186ZM189 167V166H188ZM195 167V166H194ZM208 167V166H207ZM219 167H221V166H219ZM230 167V166H229ZM255 167H258V166H255ZM174 168V167H173ZM197 168V167H196ZM200 168H201V166H200ZM225 168V167H224ZM228 168V167H227ZM231 168V167H230ZM260 168V167H259ZM4 169V168H3ZM2 169V170H3ZM114 169V168H113ZM190 169H191V167H190ZM192 169H193V167H192ZM216 169V168H215ZM218 169V168H217ZM5 170V169H4ZM3 170V171H4ZM89 170V169H88ZM143 170V169H142ZM141 170V171H142ZM170 170H171V167H170ZM186 170H187V168H186ZM203 170V169H202ZM209 170V169H208ZM210 170H212V169H210ZM92 171V170H91ZM117 171V170H116ZM197 171V170H196ZM215 171V170H214ZM220 171V170H219ZM112 172V171H111ZM158 172V171H157ZM171 172V171H170ZM178 172V171H177ZM191 172V171H190ZM189 172V173H190ZM200 172V171H199ZM207 172V171H206ZM224 172V171H223ZM230 172V171H229ZM242 172V171H241ZM259 172V171H258ZM6 173V172H5ZM20 173V172H19ZM156 173V172H155ZM160 173V172H159ZM163 173V172H162ZM172 173H173V171H172ZM171 173V174H172ZM181 173V172H180ZM188 173V172H187ZM193 173V172H192ZM197 173V172H196ZM217 173V172H216ZM220 173H222V172H220ZM228 173V172H227ZM15 174V173H14ZM98 174V173H97ZM112 174V173H111ZM151 174V173H150ZM177 174V173H176ZM183 174V173H182ZM210 174H211V172H210ZM243 174V173H242ZM2 175V174H1ZM153 175V174H152ZM161 175V174H160ZM179 175V174H178ZM184 176H185V174H183ZM192 175H194V174H192ZM239 175V174H238ZM4 176V175H3ZM95 176V175H94ZM109 176V175H108ZM116 176V175H115ZM148 176V175H147ZM154 176V175H153ZM173 176V175H172ZM181 176V175H180ZM179 176V177H180ZM195 176V175H194ZM217 176V175H216ZM228 176V175H227ZM236 176V175H235ZM186 177V176H185ZM209 177V176H208ZM245 177V176H244ZM255 177V176H254ZM260 177V176H259ZM7 178V177H6ZM12 178V177H11ZM85 178V177H84ZM149 178V177H148ZM192 178V177H191ZM215 178V177H214ZM218 178V177H217ZM229 178V177H228ZM233 178V177H232ZM242 178V177H241ZM4 179H5V177H4ZM3 179V180H4ZM96 179V178H95ZM98 179V178H97ZM104 179V178H103ZM112 179V178H111ZM178 179V178H177ZM184 179V178H183ZM207 180H208V178H206ZM227 179V178H226ZM230 179V178H229ZM6 180V179H5ZM127 180H129V179H127ZM146 180V179H145ZM154 180V179H153ZM182 180V179H181ZM180 180V181H181ZM187 180V179H186ZM189 180V179H188ZM192 180V179H191ZM212 180H213V178H212ZM215 180V179H214ZM218 180H219V178H218ZM220 180H222V179H220ZM224 180V179H223ZM9 181V180H8ZM25 181V180H24ZM125 181V180H124ZM130 181V180H129ZM149 181H150V179H149ZM168 181V180H167ZM170 181V180H169ZM173 181H174V179H173ZM190 181V180H189ZM188 181V182H189ZM231 181H234V180H231ZM264 181V180H263ZM15 182V181H14ZM127 182V181H126ZM160 182V181H159ZM175 182H176V179H175ZM182 182V181H181ZM184 182V181H183ZM194 182V181H193ZM226 182H228L229 183V180H227ZM235 182V181H234ZM249 182V181H248ZM259 182V181H258ZM20 183V182H19ZM69 183V182H68ZM68 183H66L67 185H69ZM71 183V182H70ZM102 183V182H101ZM111 183V182H110ZM155 183V182H154ZM177 183V182H176ZM211 183V182H210ZM221 183V182H220ZM250 183V182H249ZM3 184V183H2ZM25 184V183H24ZM106 184V183H105ZM161 184V183H160ZM164 184V183H163ZM168 184V183H167ZM189 184V183H188ZM206 184V183H205ZM204 184V185H205ZM225 184H227V183H225ZM258 184V183H257ZM262 184V183H261ZM16 185V184H15ZM22 185H23V183H22ZM33 185V184H32ZM166 185V184H165ZM173 185V184H172ZM181 185V184H180ZM192 185H194L193 183H192ZM200 185V184H199ZM208 185V184H207ZM236 185H237V183H236ZM251 185V184H250ZM14 186V185H13ZM96 186V185H95ZM142 186V185H141ZM161 186V185H160ZM171 186V185H170ZM169 186V187H170ZM174 186V185H173ZM176 186V185H175ZM189 186V185H188ZM196 186H197V184H196ZM224 186V185H223ZM245 186V185H244ZM20 187V186H19ZM27 187V186H26ZM104 187V186H103ZM185 187V186H184ZM194 187V186H193ZM214 187V186H213ZM231 187H234V185L233 186H231ZM240 187V186H239ZM69 188V187H68ZM152 188V187H151ZM164 188V187H163ZM200 188V187H199ZM218 188H220V187H218ZM218 188H216V189H218ZM256 188V187H255ZM90 189V188H89ZM92 189V188H91ZM98 189H99V187H98ZM162 189V188H161ZM166 189V188H165ZM182 189V188H181ZM187 189H188V187H187ZM214 189V188H213ZM216 189L215 190H213L214 192L216 191ZM224 189V188H223ZM17 190V189H16ZM170 190V189H169ZM191 190V189H190ZM198 190V189H197ZM233 190V189H232ZM264 190V189H263ZM4 191V190H3ZM90 191V190H89ZM104 191H105V189H104ZM149 191V190H148ZM163 191V190H162ZM167 191V190H166ZM22 192V191H21ZM76 191H74V192H72V193H75ZM181 192V191H180ZM197 192V191H196ZM207 192V191H206ZM212 192V191H211ZM210 192V193H211ZM231 192V191H230ZM234 192V191H233ZM249 192V191H248ZM100 193V192H99ZM106 193V192H105ZM118 193H120V195L118 194ZM219 193V192H218ZM242 193H244V192H242ZM250 193V192H249ZM252 193V192H251ZM257 193V192H256ZM15 194H16V192H15ZM19 194V193H18ZM96 194V193H95ZM103 194V193H102ZM115 199H117V200H119V201H117V202H119L118 204H117V202L116 203H114L113 201L114 200H112V199H110V202L109 201H107V202H109V205H108V207L106 206V208H107V211L106 212H108L110 215L109 216H111V215H113V216H115V219H116V217L118 218V221L122 224V225H126V227H127V229L126 230H128L129 232H131L132 234H135L136 235V237H138L139 239H141L142 241H144V242H146L145 244H162V243H164L165 241H163V238H160L157 234H155V231H153V229H150V228H148V226L147 225H144L143 226V228L142 227H140L139 225L140 224H136L135 223V221H139V220H135V219H132V217H130V214H129V209L131 208H133V207H136V206H134V200H132L134 197H132L131 198V200H130V196H128V195H126V193L125 192H123V190H120V189H116V191H115ZM153 194H155V193H153ZM158 194V193H157ZM164 194V193H163ZM170 194V193H169ZM173 194V193H172ZM180 194V193H179ZM193 194V193H192ZM195 194V193H194ZM204 194V193H203ZM222 194V193H221ZM234 194V193H233ZM104 195V194H103ZM162 195V194H161ZM177 195V194H176ZM189 195V194H188ZM226 195V194H225ZM241 195V194H240ZM251 195V194H250ZM256 194H254L253 196H255ZM37 196V195H36ZM43 196V195H42ZM41 196V197H42ZM84 196V195H83ZM101 196V195H100ZM99 196V197H100ZM105 196V195H104ZM104 196H103V198H104ZM184 196H186L185 194H184ZM224 196V195H223ZM228 196V195H227ZM230 196V195H229ZM12 197V196H11ZM16 197V196H15ZM48 197V196H47ZM87 197V196H86ZM180 197V196H179ZM183 197V196H182ZM203 197V196H202ZM212 197H213V195H212ZM215 197V196H214ZM242 197V196H241ZM263 197V196H262ZM19 198V197H18ZM36 198V197H35ZM38 198V197H37ZM43 198V197H42ZM128 198V199H127ZM190 198V197H189ZM205 198V197H204ZM203 198V199H204ZM225 198V197H224ZM233 198H235V197H233ZM245 198V197H244ZM15 199V198H14ZM26 199V198H25ZM107 199V198H106ZM172 199V198H171ZM171 199H169V200H171ZM187 199H188V197H187ZM195 199V198H194ZM214 199V198H213ZM231 199V198H230ZM229 199V200H230ZM240 199V198H239ZM260 199V198H259ZM32 200V199H31ZM102 200V199H101ZM196 200V199H195ZM202 200V199H201ZM254 200V199H253ZM83 201H84V198H83ZM106 201V200H105ZM208 201V200H207ZM220 201V200H219ZM218 201V202H219ZM264 201V200H263ZM45 202H47V201H45ZM50 202V201H49ZM96 202V201H95ZM163 202V201H162ZM168 202V201H167ZM187 202V201H186ZM229 202V201H228ZM254 202V201H253ZM260 202V201H259ZM29 203V202H28ZM31 203H32V201H31ZM30 203V204H31ZM81 203V202H80ZM172 203V202H171ZM197 203V202H196ZM226 203V202H225ZM247 203V202H246ZM254 203H256V202H254ZM157 204V203H156ZM181 204V203H180ZM183 204V203H182ZM190 204V203H189ZM199 204V203H198ZM94 205V204H93ZM175 205V204H174ZM184 205V204H183ZM195 205V204H194ZM193 205V206H194ZM222 205H223V203H222ZM226 205H229L230 206V204L228 203V204H226ZM240 205V204H239ZM245 206V205H244ZM260 206V205H259ZM47 207V206H46ZM95 207V206H94ZM172 207V206H171ZM188 207V206H187ZM228 207V206H227ZM98 208V207H97ZM101 208V207H100ZM185 208V207H184ZM189 208H191V207H189ZM248 208V207H247ZM166 209V208H165ZM181 209V208H180ZM187 209V208H186ZM242 209V208H241ZM105 210V209H104ZM189 210H191V209H189ZM243 210V209H242ZM244 210H245V208H244ZM226 211V210H225ZM177 212V211H176ZM199 212V211H198ZM202 212V211H201ZM230 212V211H229ZM243 212V211H242ZM249 212H250V208H249ZM263 212V211H262ZM19 213V212H18ZM137 213V212H136ZM156 213V212H155ZM180 213V212H179ZM232 213V212H231ZM237 213V212H236ZM241 213V212H240ZM247 213V212H246ZM88 214V213H87ZM105 214V213H104ZM152 214V213H151ZM192 214V213H191ZM199 214V213H198ZM220 214V213H219ZM260 214H261V212H260ZM23 215V214H22ZM34 215V214H33ZM166 215V214H165ZM200 215V214H199ZM209 215V214H208ZM250 215V214H249ZM29 216V215H28ZM32 216V215H31ZM38 216V215H37ZM59 216V215H58ZM61 216V215H60ZM97 216H98V214H97ZM104 216V215H103ZM224 216V215H223ZM227 216V215H226ZM253 216V215H252ZM260 216V215H259ZM48 217V216H47ZM95 217V216H94ZM101 217V216H100ZM161 217V216H160ZM164 217V216H163ZM162 217V218H163ZM177 217V216H176ZM217 218H218V216H216ZM251 217V216H250ZM34 218V217H33ZM36 218V217H35ZM92 218V217H91ZM103 218V217H102ZM175 218V217H174ZM185 218V217H184ZM224 218V217H223ZM5 219V218H4ZM55 219V218H54ZM57 219H58V217H57ZM97 219V218H96ZM105 219H106V216H105ZM108 219V218H107ZM147 219V218H146ZM168 219V218H167ZM219 219V218H218ZM218 219H216V220H218ZM264 219V218H263ZM36 220V219H35ZM52 220V219H51ZM93 220V219H92ZM164 220H165V218H164ZM182 220V219H181ZM190 220V219H189ZM188 220V221H189ZM205 220V219H204ZM67 221V220H66ZM65 221V222H66ZM101 221V220H100ZM110 221V220H109ZM225 221V220H224ZM237 221V220H236ZM240 221V220H239ZM4 222V221H3ZM40 222V221H39ZM46 222V221H45ZM44 222V223H45ZM165 222V221H164ZM202 222V221H201ZM229 222V221H228ZM35 223V222H34ZM54 223V222H53ZM61 223H63V222H61ZM118 223V222H117ZM147 223V222H146ZM163 223V222H162ZM193 223H194V221H193ZM11 224V223H10ZM74 224V223H73ZM78 224H79V222H78ZM114 224V223H113ZM149 224V223H148ZM165 224V223H164ZM180 224V223H179ZM228 224V223H227ZM233 224V223H232ZM43 225V224H42ZM41 225V226H42ZM55 225V224H54ZM66 225V224H65ZM95 225V224H94ZM120 225V224H119ZM159 225V224H158ZM191 225V224H190ZM217 225V224H216ZM219 225V224H218ZM222 225V224H221ZM257 225V224H256ZM3 226H4V224H3ZM8 226V225H7ZM34 226V225H33ZM56 226H57V224H56ZM98 226V225H97ZM137 226H139V227H137ZM179 226V225H178ZM227 226V225H226ZM6 227V226H5ZM32 227V226H31ZM40 227V226H39ZM59 227V226H58ZM69 227V226H68ZM80 227H81V225H80ZM89 227V226H88ZM93 227V226H92ZM155 227V226H154ZM158 227V226H157ZM166 227V226H165ZM184 227V226H183ZM188 227V226H187ZM191 227V226H190ZM240 227V226H239ZM238 227V228H239ZM248 227V226H247ZM50 228V227H49ZM83 228V227H82ZM119 228V227H118ZM156 228V227H155ZM169 228V227H168ZM180 228V227H179ZM182 228V227H181ZM211 228V227H210ZM214 228V227H213ZM1 229V228H0ZM3 229V228H2ZM5 229V228H4ZM4 229H3V231H4ZM9 229V228H8ZM8 229H6L7 231H8ZM33 229V228H32ZM47 229V228H46ZM56 229V228H55ZM58 229H60V228H58ZM61 229H62V227H61ZM66 229V228H65ZM95 229V228H94ZM98 229V228H97ZM103 229V228H102ZM159 229V228H158ZM185 229V228H184ZM205 229V228H204ZM244 229V228H243ZM12 230V229H11ZM57 230V229H56ZM85 230V229H84ZM206 230V229H205ZM207 230H209V229H207ZM214 230H216V229H214ZM241 230H242V228H241ZM1 231V230H0ZM55 231V230H54ZM60 231V230H59ZM70 231V230H69ZM78 231V230H77ZM87 231V230H86ZM92 231V230H91ZM96 231V230H95ZM99 231V230H98ZM97 231V232H98ZM199 231V230H198ZM6 232V231H5ZM12 233H13V231H11ZM17 232V231H16ZM90 232V231H89ZM89 232H87V233H89ZM100 232V231H99ZM179 232V231H178ZM255 232V231H254ZM14 233H15V231H14ZM41 233V232H40ZM157 233V232H156ZM183 233V232H182ZM223 233V232H222ZM3 234H4V232H3ZM17 234V233H16ZM58 234H59V232H58ZM72 234V233H71ZM103 234V233H102ZM115 234V233H114ZM129 234V233H128ZM211 234V233H210ZM226 234H228V233H226ZM237 234V233H236ZM12 235V234H11ZM54 235V234H53ZM56 235V234H55ZM64 235V234H63ZM73 235H74V233H73ZM85 235H86V233H85ZM99 235H101V234H99ZM121 235V234H120ZM198 235V234H197ZM212 235V234H211ZM225 235V234H224ZM247 235V234H246ZM3 236V235H2ZM1 236V237H2ZM4 236H6V235H4ZM37 236V235H36ZM45 236V235H44ZM68 236V235H67ZM91 236V235H90ZM102 236V235H101ZM57 237V236H56ZM64 236H62V238H63ZM92 237H93V235H92ZM184 237H188V236H184ZM192 237V236H191ZM195 237V236H194ZM197 237V236H196ZM199 237H200V235H199ZM233 237V236H232ZM244 237V236H243ZM5 238V237H4ZM3 238V239H4ZM8 238V237H7ZM11 238V237H10ZM119 238V237H118ZM123 238V237H122ZM235 238V237H234ZM3 239H1V240H3ZM18 239V238H17ZM45 239V238H44ZM58 239H59V237H58ZM67 239V238H66ZM98 239V238H97ZM132 239V238H131ZM137 239V238H136ZM185 239V238H184ZM192 239V238H191ZM197 239V238H196ZM7 240V239H6ZM15 240V239H14ZM68 240V239H67ZM80 240V239H79ZM113 240V239H112ZM190 240V239H189ZM239 240V239H238ZM54 241V240H53ZM52 241V242H53ZM71 241V240H70ZM94 241V240H93ZM97 242L99 241V240H96ZM101 241V240H100ZM185 241V240H184ZM188 241V240H187ZM12 242V241H11ZM44 242V241H43ZM50 242V241H49ZM58 242H60V240L58 241ZM79 242V241H78ZM194 242V241H193ZM238 242V241H237ZM249 242V241H248ZM10 243V242H9ZM18 243V241H16V244ZM40 243V242H39ZM38 243V244H39ZM47 243V242H46ZM45 243V244H46ZM73 243V242H72ZM77 243V242H76ZM190 243V242H189ZM13 244H15V242L13 243ZM20 244V243H19ZM37 244V243H36ZM53 244V243H52ZM55 244V243H54ZM58 244H60V243H58ZM61 244H62V241H61ZM81 244V243H80ZM130 244V243H129ZM191 244V243H190ZM199 244V243H198ZM1 245V244H0ZM8 245H10V244H8ZM12 245V244H11ZM22 245V244H21ZM27 245V244H26ZM73 245V244H72ZM116 245H118V244H116ZM120 245V244H119ZM243 245V244H242ZM2 246H3V244H2ZM23 246H25V245H23ZM40 246V245H39ZM52 246V245H51ZM60 246V245H59ZM58 246V247H59ZM70 246V245H69ZM85 246V245H84ZM99 246V245H98ZM178 246V245H177ZM198 246V245H197ZM22 247V246H21ZM20 247V248H21ZM71 247H73V246H71ZM75 247H77V245L75 246ZM74 247V248H75ZM135 247V246H134ZM153 247V246H152ZM201 247V246H200ZM8 248V247H7ZM9 248H10V246H9ZM14 248V247H13ZM40 248V247H39ZM51 248V247H50ZM61 248V247H60ZM82 247H80V248H78V249H81ZM94 248V247H93ZM119 248V247H118ZM136 248V247H135ZM138 248V247H137ZM140 248V247H139ZM193 248V247H192ZM227 248V247H226ZM5 249V248H4ZM15 249V248H14ZM19 249V248H18ZM22 249H23V247H22ZM21 249V250H22ZM126 249V248H125ZM154 249H156V248H154ZM179 249V248H178ZM190 249V248H189ZM38 250V249H37ZM61 250V249H60ZM65 250V249H64ZM71 250V249H70ZM74 250H76V248L74 249ZM73 250V251H74ZM83 250V249H82ZM81 250V251H82ZM85 250V249H84ZM108 250V249H107ZM114 250V249H113ZM132 250V249H131ZM158 250V249H157ZM156 250V251H157ZM200 250V249H199ZM4 251V250H3ZM12 251V250H11ZM15 251H17V250H15ZM48 251V250H47ZM52 251V250H51ZM55 251V250H54ZM68 251V250H67ZM123 251V250H122ZM142 251V250H141ZM159 251V250H158ZM184 251V250H183ZM187 251V250H186ZM194 251V250H193ZM6 252V251H5ZM36 252V251H35ZM44 252V251H43ZM76 252H77V250H76ZM87 252V251H86ZM111 252V251H110ZM134 252V251H133ZM209 252V251H208ZM10 253V252H9ZM39 253V252H38ZM42 253V252H41ZM56 253V252H55ZM62 253V252H61ZM83 253V252H82ZM109 253V252H108ZM116 253V252H115ZM163 253V252H162ZM173 253V252H172ZM3 254V253H2ZM15 254V253H14ZM21 254V253H20ZM121 254V253H120ZM137 254H138V252H137ZM187 254V253H186ZM36 255V254H35ZM44 255V254H43ZM60 255H62V254H60ZM118 255V254H117ZM125 255V254H124ZM129 255V254H128ZM209 255V254H208ZM2 256V255H1ZM0 256V257H1ZM19 256V255H18ZM37 256V255H36ZM64 256V255H63ZM83 256H84V253H83ZM83 256H82V258H83ZM7 257V256H6ZM23 257V256H22ZM52 257V256H51ZM67 257V256H66ZM80 257V256H79ZM90 257V256H89ZM101 257V256H100ZM138 258H139V256H137ZM187 257H189V256H187ZM186 257V258H187ZM213 257V256H212ZM21 258V257H20ZM81 258V259H82ZM120 258H122L121 256H120ZM143 258V257H142ZM142 258H140V259H142ZM184 258V257H183ZM248 258V257H247ZM49 259V258H48ZM76 259V258H75ZM79 259V258H78ZM80 259V260H81ZM117 259V258H116ZM128 259V258H127ZM134 259V258H133ZM137 259V258H136ZM147 259V258H146ZM191 259H192V256H191ZM195 259V258H194ZM192 259V262L195 264H197V262H198V260L197 259ZM4 260V259H3ZM3 260H1L2 262H3ZM5 260H7V259H5ZM15 260V259H14ZM51 260V259H50ZM49 260V261H50ZM83 260V259H82ZM81 260V262H83ZM143 260V259H142ZM208 260V259H207ZM17 261V260H16ZM21 261V260H20ZM27 261V260H26ZM48 261V262H49ZM56 261V260H55ZM85 261V260H84ZM116 261H118V259L116 260ZM136 261V260H135ZM148 261V260H147ZM6 262H8V261H6ZM44 262V261H43ZM72 262H73V260H72ZM104 262V261H103ZM190 263L191 262V260L190 259H188V261H187V263ZM19 263V262H18ZM21 263V262H20ZM47 263V262H46ZM58 263V262H57ZM133 263V262H132ZM134 263H136V262H134ZM238 263V262H237ZM106 264V263H105Z\"/></svg>",
	"mask_w": 264,
	"mask_h": 264
}]
</instances>
